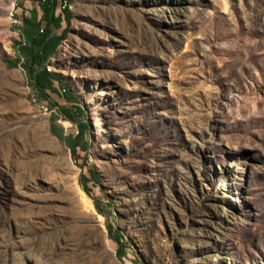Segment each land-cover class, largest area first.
<instances>
[{
  "label": "rangeland",
  "instance_id": "rangeland-1",
  "mask_svg": "<svg viewBox=\"0 0 264 264\" xmlns=\"http://www.w3.org/2000/svg\"><path fill=\"white\" fill-rule=\"evenodd\" d=\"M16 2L0 0V264H264V0H68L47 68L74 122L4 62ZM52 114L66 135L87 123L86 150Z\"/></svg>",
  "mask_w": 264,
  "mask_h": 264
},
{
  "label": "trees",
  "instance_id": "trees-1",
  "mask_svg": "<svg viewBox=\"0 0 264 264\" xmlns=\"http://www.w3.org/2000/svg\"><path fill=\"white\" fill-rule=\"evenodd\" d=\"M38 5L41 14L38 17L36 8L29 10L30 16H21L22 26L17 27L19 39L13 43L14 58L5 59L7 67L21 66L25 72L28 84L32 93L37 100H45L48 109H55L62 118L71 122L75 121V115L82 113V108L77 104V98L65 87H62L61 96L68 102L70 107L60 105L53 99L50 93L58 95L60 79L57 73L47 68L48 58L55 52L58 45L66 35V28H62L60 32L57 30L61 27V22L67 24L70 20L71 13L67 5L61 7V0H31ZM68 0H65L67 2ZM16 6L21 5L16 2ZM59 9L58 13H56ZM14 18L19 21L18 16ZM56 115L50 116L49 130L60 142L67 146L73 155L76 154L77 147L86 150L87 141L84 140V134L87 130V123L80 122L77 135H66L59 125L55 123ZM98 183L97 176L91 171L89 177L81 176L80 185L84 192L93 200L97 211L105 215L100 208L99 201L93 197L88 182ZM106 205V204H105ZM107 232L113 242L116 244L117 252H122L124 248V238L121 233L107 224Z\"/></svg>",
  "mask_w": 264,
  "mask_h": 264
},
{
  "label": "crops",
  "instance_id": "crops-1",
  "mask_svg": "<svg viewBox=\"0 0 264 264\" xmlns=\"http://www.w3.org/2000/svg\"><path fill=\"white\" fill-rule=\"evenodd\" d=\"M17 2L21 5L20 7H17L18 9H21V15H17L18 19H19V24L17 25V27H21L22 26V22H21V16H26L29 17L30 16V12L29 10L31 8H36L37 12H38V17L40 16L41 12L38 9V5L37 3L31 1V0H17ZM59 10V9H57Z\"/></svg>",
  "mask_w": 264,
  "mask_h": 264
},
{
  "label": "built area",
  "instance_id": "built-area-1",
  "mask_svg": "<svg viewBox=\"0 0 264 264\" xmlns=\"http://www.w3.org/2000/svg\"><path fill=\"white\" fill-rule=\"evenodd\" d=\"M65 5H67V4H66V2H65V1H63V3H62V5H61V7H64ZM13 16H14V15H13ZM13 18H17V17H15V16H14ZM12 22H13V19H12Z\"/></svg>",
  "mask_w": 264,
  "mask_h": 264
},
{
  "label": "bare ground",
  "instance_id": "bare-ground-1",
  "mask_svg": "<svg viewBox=\"0 0 264 264\" xmlns=\"http://www.w3.org/2000/svg\"><path fill=\"white\" fill-rule=\"evenodd\" d=\"M14 21H15V22H17V20H16V19H15Z\"/></svg>",
  "mask_w": 264,
  "mask_h": 264
}]
</instances>
